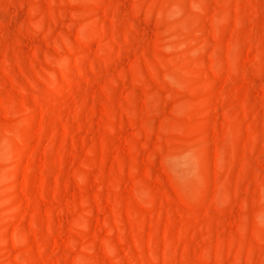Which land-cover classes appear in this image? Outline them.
<instances>
[{
  "label": "rangeland",
  "instance_id": "1",
  "mask_svg": "<svg viewBox=\"0 0 264 264\" xmlns=\"http://www.w3.org/2000/svg\"><path fill=\"white\" fill-rule=\"evenodd\" d=\"M0 264H264V0H0Z\"/></svg>",
  "mask_w": 264,
  "mask_h": 264
}]
</instances>
